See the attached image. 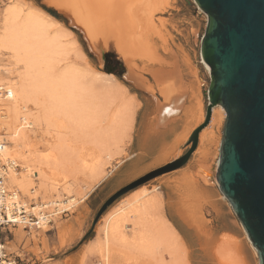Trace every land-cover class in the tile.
Returning <instances> with one entry per match:
<instances>
[{
  "label": "bare ground",
  "instance_id": "1",
  "mask_svg": "<svg viewBox=\"0 0 264 264\" xmlns=\"http://www.w3.org/2000/svg\"><path fill=\"white\" fill-rule=\"evenodd\" d=\"M46 1L72 20L73 25L84 33L94 52L102 54L111 39L122 57L128 79L150 91L149 85L144 83V76L136 72L133 63L152 50L147 38L156 26L155 12L162 9L168 0ZM68 35V29L59 20L39 8L24 7L17 0H7L0 7V84H5L12 91L10 99L0 100V125L8 140L2 154L4 158L17 161L21 169L20 172L9 170L6 181L9 188L17 189L21 197H29L28 200L41 193L45 201L35 203L33 209L38 208L37 211L47 206L59 210V205L68 207L76 200L72 180L74 169L86 170L92 179L103 175L111 164L101 158L87 161L85 145L93 144L101 152H107L111 145L129 139L133 108L136 106L131 102L114 107L115 100L110 93L118 92L121 84L112 73L93 71L90 66L78 64L74 57L71 59V53L76 58L84 54L76 40L66 39ZM201 62L208 73L203 59ZM177 87V83L160 80L158 91L164 99L159 101L155 97L156 101L151 99L152 102L147 104V108L155 113L154 123L147 128L149 146L157 139L155 136L160 134V128L172 119L182 101V97L173 98ZM198 109L200 119L203 113L199 105ZM224 119L223 107L215 105L208 125H219ZM31 132L41 135L43 149L35 150ZM116 147V154H120L119 146ZM218 154L219 149L217 161ZM210 170L209 166L203 165L196 173L206 183L217 184L215 173L210 177ZM193 186H188L192 193L197 190H193ZM152 201V197L142 200L135 197L105 218L100 229L101 237L95 240L98 253L92 264H116L114 259L120 252L118 246L136 244L137 250L147 254L155 241L165 239L169 231L171 235H178L168 220L158 224L157 219H164L163 215L156 218L154 213H148ZM177 214L188 225L195 229L198 227V233L201 231L198 213ZM44 227L40 228L45 230ZM129 231L130 239L127 238ZM18 232L20 240L26 242L39 237L32 231L29 235L22 229ZM248 242L251 243L249 239ZM203 247L206 248L203 254L213 263L237 264L229 250L215 251L209 237L205 238ZM180 261L179 264H189L184 257Z\"/></svg>",
  "mask_w": 264,
  "mask_h": 264
},
{
  "label": "rangeland",
  "instance_id": "2",
  "mask_svg": "<svg viewBox=\"0 0 264 264\" xmlns=\"http://www.w3.org/2000/svg\"><path fill=\"white\" fill-rule=\"evenodd\" d=\"M5 1L7 0H0V7ZM17 1L22 3L24 7L33 6L41 9L43 12L59 20L62 25L68 29L69 35L66 39L76 40L79 48L84 54L82 57L76 58L74 54L71 53L70 58L72 59L74 57L73 59L81 66H90L89 68H93V71L104 72L103 55L105 52H112L120 60L123 69L124 63L122 57L116 52L117 50L111 39H109V46L102 53V57H97L95 53L87 50V47L76 29L70 27L62 13L52 4H49L48 1ZM154 18L156 26H154V31L149 33L147 38L151 42L152 50L146 54L147 56L145 55L146 57L136 58L133 63L136 72L144 76V83L149 85L150 91L146 90L145 87L138 83H132L129 80L126 81L121 79L120 74L119 76L113 74L115 80L121 84L118 92L115 91L110 93L115 100L114 107L116 108L121 104L126 105L131 102L136 104L133 108L134 113L129 139L125 138L117 145H111L107 152H101L97 146L93 144L85 145L88 154L86 156L87 161L101 158L108 160L111 165H109L103 175L97 179L90 178L86 170L81 172L74 169L73 179H71L74 182L73 195L76 200L68 207L59 205V210H55L52 206L42 208L43 211L49 213H58L53 216L50 225H45V230L42 228L27 230L23 229L21 227L22 225H16L14 227H9L11 232H4L2 238L5 241L6 251L13 257L19 256L20 264L95 263L98 253L95 240L101 237L100 229L102 228L105 218L111 214V212L119 209L123 204L131 201L135 197H140V200L146 197H152L153 201L149 207L148 213H154L156 218L163 215L162 218L164 219H157L158 224L162 220H168L178 235H171L169 231L165 239L161 238L155 241L153 247L147 254H142L137 250L136 244L118 246L120 252L114 259L116 264H179L181 263V257H184L189 264H209L210 262V264H213L212 260L204 255V251L206 250V248L203 247V245H205V238L209 237V239H213V236H215L213 232L219 229L216 228L217 226H230V218L227 217L226 213L227 209L232 211L227 200L222 197L217 184L215 182L210 183L212 184L210 187H214L216 190L209 191L219 195L220 200L216 207L218 209V213L216 214L220 216L218 219L212 218V215L215 213L206 211L201 201H171L176 192L173 187L170 186V182H173L175 179H180L181 182L184 178L188 179L190 182H197L199 178L196 170L191 169L184 174L178 175V167L143 181L116 197L95 220L102 205L117 191L149 172L175 160L173 159L169 162H165L164 160L140 159L129 155L133 153L132 138L139 124V119L146 109V104L152 102L151 99L154 100L155 97H158V83L162 79L158 78L163 75L165 81L169 80L174 84H178L177 78L173 73V69L177 66L176 59L174 58L175 52L182 51L190 55V57L185 58V64L186 66H190V71L192 69L190 74L194 76L200 88L204 89V101L201 102V112H204V102L207 96L205 95V90H207L209 75L201 62L200 37L204 32L206 24L205 14L193 0H168L167 3L163 5L162 9L155 12ZM70 22L72 23L71 19ZM156 73L160 74L155 76L154 74ZM200 119L203 121L204 116H201ZM222 125L223 122L219 125L208 126L207 136H211L210 141L207 140V136L204 134L200 139L201 145H205L206 148H208L206 150L210 151V162L207 164L211 169L210 177H213L215 173ZM40 136L41 135L36 132H31L30 134L31 142L34 144L35 150L43 149V141L40 140ZM81 141L83 142L84 139ZM116 146H119L121 151L120 154H116ZM206 150H198L195 154L200 155L202 151L203 156V152L206 153ZM181 153L182 151L177 149L173 155L176 156ZM20 170L21 169L18 168L17 172H20ZM55 180L60 181V179ZM36 187L38 188L37 185ZM65 193L70 194L71 192ZM164 194H167V199L164 198ZM22 197L28 203L33 202L34 206L36 202L42 203V201H45L41 198V193L36 196L38 198L35 197L33 200H28L30 199L29 197ZM175 206L178 208L177 210ZM37 209L38 208H35L33 211L36 212ZM180 212L198 213L200 219L198 226L201 227V231L198 233L196 231L198 227L194 230L192 225H188L184 218L177 214ZM213 227L216 229L213 230ZM20 229L26 231L28 235L29 231H32L39 234V237L35 236L33 241L30 242L20 240V234L18 232ZM196 234L198 237L195 236ZM127 236V238L130 239V231L127 233ZM83 237H86V239L82 241ZM236 242L238 243V240ZM216 245L214 241L213 249H215ZM237 246L234 245V247H232V256L237 260V264H245L240 243H238Z\"/></svg>",
  "mask_w": 264,
  "mask_h": 264
},
{
  "label": "water",
  "instance_id": "3",
  "mask_svg": "<svg viewBox=\"0 0 264 264\" xmlns=\"http://www.w3.org/2000/svg\"><path fill=\"white\" fill-rule=\"evenodd\" d=\"M194 1L206 16L200 37V55L209 73L204 120L191 132L190 147L183 155L117 191L95 220L123 192L182 166L195 150L199 132L208 125L213 106L220 105L225 119L215 171L217 186L256 249L258 264H264V0ZM62 15L87 50L102 57ZM120 76L133 83L125 66Z\"/></svg>",
  "mask_w": 264,
  "mask_h": 264
},
{
  "label": "crops",
  "instance_id": "4",
  "mask_svg": "<svg viewBox=\"0 0 264 264\" xmlns=\"http://www.w3.org/2000/svg\"><path fill=\"white\" fill-rule=\"evenodd\" d=\"M186 57H190V55L187 54L186 52H182V51L175 52L174 58L177 60V66L175 67V70H173V73L177 78L179 87L176 88V94L173 96V98L182 97V101L180 102V105H178V108H176V112L174 113L172 119H170V121L166 123L165 127L160 128L159 130L160 134L155 136L157 138L155 142L153 144H150L149 146V141L147 139L148 136L147 128L154 123L153 122L154 112L152 110H149L146 104V109L142 113L141 118L139 119V124L137 125V128L132 138V151H133L132 157H136L140 159H153L156 161L164 160L165 162L166 161L169 162L173 159H177L189 149L190 147V144L188 143L189 136L193 131V129L197 127L202 121L199 120L200 115H199L198 105L201 107V102L204 101V89L200 88L194 76L190 74L192 69L190 71V66H186L185 64ZM161 78L163 79V75L158 79ZM180 90H182V93H180ZM157 99L161 101L164 98L161 97V95L158 93ZM204 108H205V102H204ZM203 116H204V112H203ZM208 126H205L199 132L197 146L195 150L191 153L188 160L181 167L178 168L179 170V173H177L178 175L182 173L184 174L186 171L191 169L197 171L199 166H203V165L209 166L207 164L210 162L209 159L210 151L206 150L208 148H206L205 145H201L200 142V139L202 138L200 137L201 134L207 136ZM209 137L210 136H207L208 141L211 140V138ZM177 149L181 150L182 153L174 156L173 154L176 152ZM198 150H204V151L206 150V153L203 152L204 155L202 156V151H201L200 155L199 154L196 155L195 153ZM170 183H171L170 186H172L174 191L176 192L173 195L171 201L173 202H178L179 200L201 201L206 211L210 213H215L214 215H212V218L218 219L220 217L219 215L216 214L218 213V209L216 207L220 200L219 195H216L215 193H212V191H209V190H216L214 187H210V185L212 184L206 183L201 178L197 179V182H194L195 185L193 183L191 184L190 181H185V179L181 182L180 179H175L173 182ZM188 186L189 187L193 186L194 188L193 190L195 189L197 190L192 193ZM166 196L167 194H164L165 199H167ZM177 209L178 208L176 207V210ZM226 214L227 217L230 218L231 225L219 226V227L217 226L216 228L219 229L213 232L215 236H213V239L210 238V242L212 244H214V241L217 244L215 247V251L216 249L217 252L220 251L221 249H222L221 251L224 250V252H228L229 250V254L232 255V247H234V245L237 246V244L240 243L241 252L245 259V264H258V258L254 251V248L252 244L248 242L244 230L240 227L239 225L240 223L238 222L236 216L232 211L228 209ZM193 228L195 230V227ZM216 228L213 227V230H215ZM237 240L238 243L236 242ZM213 264H215V262Z\"/></svg>",
  "mask_w": 264,
  "mask_h": 264
},
{
  "label": "built area",
  "instance_id": "5",
  "mask_svg": "<svg viewBox=\"0 0 264 264\" xmlns=\"http://www.w3.org/2000/svg\"><path fill=\"white\" fill-rule=\"evenodd\" d=\"M12 91L5 84H0V100L10 99ZM4 128L0 125V264H20V257L11 256L5 248V241L2 238L9 227L22 225L23 229L40 228L43 225H50L53 216L58 213L47 211L34 212V203H28L21 197L20 192L15 188L7 186V172L17 170V161L3 157L2 151L8 144ZM33 200V199H32Z\"/></svg>",
  "mask_w": 264,
  "mask_h": 264
},
{
  "label": "trees",
  "instance_id": "6",
  "mask_svg": "<svg viewBox=\"0 0 264 264\" xmlns=\"http://www.w3.org/2000/svg\"><path fill=\"white\" fill-rule=\"evenodd\" d=\"M51 13L54 14L53 12ZM103 58H104V68H103L104 72L112 73L119 76L120 72L122 71V66L117 56L112 52H105ZM85 239L86 237H83L82 241Z\"/></svg>",
  "mask_w": 264,
  "mask_h": 264
}]
</instances>
